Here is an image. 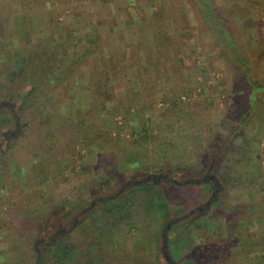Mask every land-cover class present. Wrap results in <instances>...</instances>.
I'll return each instance as SVG.
<instances>
[{"label":"rangeland","instance_id":"1","mask_svg":"<svg viewBox=\"0 0 264 264\" xmlns=\"http://www.w3.org/2000/svg\"><path fill=\"white\" fill-rule=\"evenodd\" d=\"M214 2L231 14L247 62L253 68L264 69V26H256L258 18L264 21V0ZM179 7H183L181 14ZM20 8L29 17V23L16 15ZM136 22L140 23L139 31L130 28ZM154 26H157L154 31L157 38L153 42ZM125 36L145 46V49L136 46L131 52L120 41L128 59L130 56L147 59L151 52L155 57L154 44L160 42L164 57L173 60L167 61L163 70L156 62L143 64L142 71L146 74L139 86L149 100L137 99V103L145 106L137 114L139 135L133 133L136 131L129 122V114L121 118L113 109L127 104L125 90L130 85L127 82L135 80L133 68L111 70L120 59L118 39ZM212 40V33L195 16L187 0H0V103L26 90L32 78L29 74L38 75L49 66L57 68L53 85H45L39 91L41 100H35L33 105L21 99L9 102L16 105L14 111L18 117L25 111L29 126L22 130V138L21 129L18 130L21 122L16 128L12 110L0 111V141L8 142L0 156V264H34L32 248L26 243L31 235L40 236L37 239L40 240L46 229L51 236L58 230H67L73 218L92 200L116 192L136 177L137 170L156 171L163 165V173L171 177L176 173L177 177L173 178L178 180L202 176L186 170L196 160L193 147L201 152L217 133L224 138L228 135L230 141L236 131L231 135L226 133L224 119L233 112L235 117H241L246 104L241 77L244 66L235 56L222 52L219 44H212ZM180 70L186 72L188 89L182 99L186 97L191 110L200 111L203 118L207 116L204 124L210 126H199L194 141L195 134L186 128V121H178L170 114L156 115L163 114L164 101L169 99L163 91H156L155 85L150 87L147 80L148 75H156L163 88ZM106 71L114 84L113 94L110 102L105 103L107 111L99 113L105 99ZM52 115L63 123L59 132L51 125ZM147 117L150 119L146 121ZM71 121L78 124L71 126ZM240 126L245 137L236 140L232 159L227 156L223 165L224 172L230 170L234 179L221 185V193L213 199L220 201L216 204L212 201L206 208L208 211L194 213L186 222H179L166 232L167 252L175 256L176 264L191 261V253H186L187 249L192 250L190 242L202 245V250L212 248L213 243L218 245L215 251L223 249L220 246L224 245L223 231L211 230L223 208L233 210L230 225L237 222L242 226L240 234H235V244L227 247L228 252L220 257L231 255V264H264V114L262 117L259 113L251 114ZM15 131L16 136L12 137ZM133 139L139 140L137 145L132 144ZM244 140L247 147H243ZM165 142H171L172 146ZM55 143H58V155L44 159ZM177 166L183 169L177 170ZM201 184L208 194H203L201 185L195 193L191 190L186 194L167 183L165 199L179 200L186 206L188 198L190 204H195L198 197L201 200L195 206H202L209 199L213 185ZM129 201V211L125 210L117 220L106 222L101 231L104 218L99 215L80 225L76 222L70 237L57 248L67 246L73 250L72 259L90 256L86 252L89 249L94 255V260L86 261L89 264L161 263V235L165 227L158 219L161 216L156 211L151 213L144 203L141 207V198L135 194L129 195ZM189 212V209L185 213L178 211L175 218ZM87 234L93 237L87 239ZM129 249L130 257L126 255ZM59 250L56 254L60 260Z\"/></svg>","mask_w":264,"mask_h":264},{"label":"trees","instance_id":"2","mask_svg":"<svg viewBox=\"0 0 264 264\" xmlns=\"http://www.w3.org/2000/svg\"><path fill=\"white\" fill-rule=\"evenodd\" d=\"M187 1L189 4V7L191 8L195 16H197V18L206 27V29L212 33V38H213L212 44H214L215 46L219 44V48L222 50V52L228 53L229 57L235 56L234 59H236L237 62H241V66L242 65L244 66V69H243L244 72L241 77L244 79V88L246 90L245 91L246 96L244 97L245 99L244 102H246V104L244 103L245 110L242 111L243 114H241V117H235L236 116L235 112L230 113L229 116L226 115V118L224 119V125H223V128L227 130L226 133L228 132L229 135H231L232 133H234V131H236L235 132L236 134L234 135V137L232 135L230 141L227 138L229 137L228 135L225 138L223 135L219 133L213 135L212 138L207 141L205 147L203 148V150H201V152H199L193 144L194 146L193 151H195L196 153V160L193 166H191V168L190 167L186 168L187 171H190L194 174H200V175L205 174L207 170V164L209 162L210 155L219 151L222 148V146L225 145L222 149L221 155L217 156L216 161H215V166L212 170V174L217 177L218 194H220L221 193L220 189L222 188L221 185L222 184L226 185V183L230 184V182L234 179V177L232 176V172H230V170L229 172L228 171L226 173L224 172L223 165H224V162L228 160L227 156L229 155L231 156L233 152H235L236 146H234V144L236 143V140L239 138L245 137L243 126H240V125L245 124V122L251 117V114L255 115L259 113L260 117H262L264 114V69L253 68L251 63L247 62L248 59H246L245 57L243 45L241 44L240 39L238 38L240 36H237V34L235 33V28H233V25H232V23L234 22L232 19H230V17L232 16L231 14L229 16L228 14L229 12H226L227 10L226 8L223 9L221 8V6L220 7L217 6L214 0H187ZM182 8L183 7H179L178 13L180 14L182 13ZM16 15L21 16V18H23L25 21H28V20L30 21L29 17H27L24 14V10L21 8L16 10ZM139 24L140 23L138 22L133 23L130 25V28L132 27L134 30H138L137 26ZM256 26H259V27L264 26V21L258 18L256 20ZM156 28L157 26H154V28L152 29L153 36H154V37L152 36L153 42L156 41V38H157L155 35L156 32H154V31H157ZM87 36L93 37L92 34H87ZM120 41H124L128 49H130L129 51L131 52H132V49H136L135 48L136 46H138L139 49L141 48L145 49V46H142L139 40H133L130 37L128 38L126 37L121 40L118 39V47L121 49V53L119 52L120 59H118L117 64L111 67L112 71L120 70L121 68L125 69L128 67L134 69L133 71L135 74V80L133 82L132 81L127 82L130 85H127L126 90H125L126 96H127L126 97L127 104L118 105L116 108H113V109L115 110V115H120L121 118H123L124 116L126 117V115L129 114V117H130L129 122H131L133 128H135L134 131H136L133 133L139 135V131L136 130V127H137L136 121H139V119H137L139 117L138 115H140L139 112L142 109H144L145 106L142 105V103H137V99L141 98L146 101L149 100V97L146 91L140 88L139 86L141 85V80L145 79L143 75L146 74L144 73V71H142L143 64L150 63V62H156L157 65L161 66L160 70H163V66L166 67L167 61L173 62V60L172 58L164 57V55L162 54L163 45L159 44L160 42L154 44V51L156 55L155 57L151 55L152 53L151 52L148 54L147 59L142 60V58L140 57L137 58V56L136 58H134L133 56H130L131 59H128L127 56L125 55L124 50L122 49ZM123 58H125V61H123ZM78 59L79 58H77V60ZM169 67H171L170 64H169ZM56 71H57V68H53L49 66L48 69L46 68L43 69L42 72L39 73L38 75H37V72H33L32 74L28 73L29 75L32 76L29 82L30 84L28 88L26 90H23L19 94H17V96H13V95L8 96V102L6 101L1 102L2 106L0 107V111L3 108H10L14 114L15 119L18 120V123L21 122L20 123L21 126L20 128H18V130L21 129V132L19 135L20 138H22V135H23L22 130L26 129L29 126V124L25 119V116H24L25 111H22L23 108L21 109L22 111L20 113L21 116L18 117L17 113L14 111L16 105L13 104V106H11L12 104L9 102H13V100H16V99H21V100H24V102L31 101V105H33V102L35 100L37 99L41 100L42 94H40L39 91L47 86L53 85L52 77L54 73H56ZM185 73L186 72L182 70L178 71L170 80H168L167 84H165L163 88L160 87V84L158 83L159 78L156 75H148L147 80H148L150 87H152V85H155L157 88L156 91H163L162 93L165 94L164 96L167 99H169V102H166L164 101V99L156 98V99H159L160 101H164L165 103L163 114L161 112H157L156 115L170 114L174 117V119L178 121L180 120L186 121V124H187L186 128H188L190 131H192L193 134H195V135H192V139L194 141V138H197L196 133H198L197 129L200 128L199 126L205 125V127H209V128L210 126L207 124H204V121L207 116L203 118V116H200V113H201L200 111L191 110L190 105L188 101L186 100V97L182 99V96L183 95L186 96V92L188 90L186 87L187 81H186ZM107 74H109V71L105 72V75H106V79L104 83L105 89H103L105 99L101 103L100 109H98L99 113L100 112L103 113L107 111V106H105V103L110 102L111 95L113 94L112 90H113L114 84H113L111 76ZM127 83H125V85ZM149 95H152V94L149 93ZM150 107L152 106H149V108ZM113 109L111 108L110 110H113ZM53 117L54 119L51 120V123H52L51 125H53V127H56L57 128L56 131L59 132L63 126V123H61L60 120L58 121L55 116ZM141 119L145 121L144 117H141ZM148 119L150 118L147 117L146 121ZM234 119L238 120L239 124ZM75 124H78V123L76 121L70 122L71 126ZM235 124L237 126L234 127ZM142 126L140 125L141 132L145 133L146 130ZM51 131L52 129L50 126V133ZM117 131L118 130H116V132ZM237 132L239 133V135H237ZM57 136L58 134L54 137L57 138ZM138 141L133 139L132 144L137 145ZM165 143L168 147L172 146L171 142H165ZM247 144H248L247 141L244 140L243 147H247ZM238 149L240 148H237V150ZM3 151L0 152V156L3 155ZM58 152H59L58 143L57 144L55 143L52 146V150L48 154H45L44 159L49 158V157L55 158L58 155ZM240 152H241V155H244L242 154L243 150H240ZM231 159H232V156H231ZM237 161L239 162L240 159L235 160V162ZM172 163L174 166L175 164L174 161ZM162 166L163 165H159L158 167L159 169L156 171H149L145 169L137 170L139 172H137V175H135L136 176L135 178L130 176V178H133V180H136L135 186H130L128 189L124 190L123 192H121V194L117 196H115L116 192L113 191L109 195L111 197L110 200H106V198L109 197L106 195L101 196L97 199L101 201H95L96 199L92 200L93 202L92 207L90 208V204H88L86 208H83V210L79 212L73 218V221H72L73 224L76 223L77 221L79 222L78 224L80 225L82 224V222L87 221L92 216L99 215L104 218L103 223L101 221L100 227H99V230L101 231L103 227L105 226L106 222H110L113 219L117 220L119 216H121V213L125 214V210H128L127 207H130L129 195L131 194H135L136 196L141 198V201H140L141 207L144 203L145 208L150 209L151 213L153 211H156L159 213V216L161 217L160 218L157 217V218L160 219L159 221H162V226H166L168 223H170L176 217V215L178 214L177 213L178 211L185 213L187 209L191 211L192 208H197L198 206H195V204H198L199 201L201 200V198H198V197H196L195 204L194 203L190 204L189 203L190 199L188 198L189 200L188 199L186 200V206L185 204L183 205L181 202H179V200H172L171 202H168L164 196V192L166 191V188L168 187L166 186L165 188V184L167 183H165L163 180L161 181L155 180V181H147V182H145L144 180L139 181V179L144 178L145 176L149 174H164L163 173L164 171H162L164 167ZM153 167L154 166H152V169H154ZM181 169L183 168L178 167L177 170H181ZM222 171L224 173H222ZM218 172H220L221 174L220 175L217 174ZM238 173L239 172L237 171L236 174ZM175 176H176V173H174L172 177H175ZM120 179L122 180V178ZM122 181L116 182V184L122 183ZM204 183L207 185L209 182L206 181ZM42 185H44V182H42ZM168 185L174 188H178L179 190H183L184 192H186V194L188 193V191H191V190H194V193H195L197 187L201 185L203 187L202 188L203 194L206 192L208 194V191L206 190L204 184L190 183L187 185H176V184L168 183ZM92 197H95V194ZM219 201L220 199L217 198L213 200V203L216 204ZM205 211H208V210H205ZM222 212L220 214L218 213V218L216 219V221H214V227L211 230L212 232L214 231L217 232V230L218 231L221 230V232L223 231L224 234H223V237H221V240L224 242V245H220L222 246L223 249H220L219 251H215L216 249L215 247H218V245H215V243H213L211 245L213 249L204 248L202 250L201 249L203 247L202 245L195 246V245H192V243L190 242L189 247H192V250L191 251L189 249L186 250V253L188 254L191 253L189 256V260L191 259V261H189V263H192V264H231L232 260L229 259L231 255L229 256L224 255L223 257H220V256L222 253L225 252L226 254V252H228V250H226L227 247H230L231 245L235 244L234 240L237 239V236H235V234L236 233L240 234V230H241L240 227L242 226V224L239 223L238 225L236 222L233 224L231 223L230 225L231 217L234 214L231 208L230 209L223 208ZM182 223H180L179 225H181ZM173 227L171 228L173 229ZM45 231H46V234L43 233V236L41 237L40 240H37L39 239L40 236L34 237V235H31L30 240L26 241L27 246H31L32 248L34 264H37V259L39 257L37 252L35 251L36 248H38L40 252L41 264H89V262L86 263L87 260L89 259L94 260L93 259L94 255H92L93 251L89 249H87L86 252L89 253L90 256L85 255L83 257H76L72 259L73 256L71 254L74 252L73 250H69L67 246L61 250L57 248L59 246V243H61L62 241L64 242L65 238L70 237L73 229H69V227H67V230L66 229L62 231L58 230L54 236H51L50 234L51 232L48 231L47 229L44 230V232ZM85 236L87 239H90L91 237H93V235L91 234H87ZM167 241L169 242L168 236L166 238V242H164V240L162 239L161 247L163 246L164 243H167ZM57 250H59V254L61 255L60 260L58 259V256L56 254V252H58ZM192 253L194 254L192 255ZM213 253H215L216 256L212 255ZM164 254L165 253L163 251L160 252V261L162 262L161 263L158 262V264H163V261L165 262ZM166 254L168 255V264H176L175 262L177 260L175 261V259H173L175 256L172 255L170 251H168ZM126 255L129 257L131 256L130 249L126 252ZM222 258L223 260L221 261L220 259ZM186 263L189 264L188 261H186ZM165 264L167 263L165 262Z\"/></svg>","mask_w":264,"mask_h":264},{"label":"water","instance_id":"3","mask_svg":"<svg viewBox=\"0 0 264 264\" xmlns=\"http://www.w3.org/2000/svg\"><path fill=\"white\" fill-rule=\"evenodd\" d=\"M2 106V104L0 103V107ZM17 124H18V120L16 119V128H17ZM15 128V130H16ZM12 137L16 136V131L13 132ZM2 144V143H1ZM222 149H220L219 151L215 152L214 154L210 155L209 158V162L207 164V170L205 172V174H203L200 177H196V178H189V179H183V180H178L175 179L171 176H168L167 174H149L147 176H145L144 178L139 179V181H161L163 180L165 183H172V184H176V185H187L189 183L192 184H201L204 183L206 181L211 182L213 184V190L211 192V195L209 197V199L207 200L206 203H204L202 206H199L197 208H194L191 210V212L187 213V214H183L177 218H174L170 223H168L164 228H163V232L161 235V238L164 240V242H166V232L175 224H178L179 222H182L184 220H186L187 218H189L191 215H193L194 213H201L203 211L206 210V208L208 207V205L213 201L214 198H216L217 194H218V188H217V177L214 176L212 174V170L214 168L215 165V161L217 156L221 155ZM136 185V180H132V181H126L124 184L121 185V187L116 191L115 196L121 194V192H123L124 190L128 189L130 186H135ZM111 197H107L106 200H110ZM95 201H101V200H95ZM93 202L91 201L90 203V208L92 207ZM77 222V221H76ZM75 224V223H74ZM70 226L69 229H72L73 225ZM38 254V259H37V264H41V257H40V252L38 250V248H36L35 250ZM162 251L166 254L167 253V246L166 243L163 244L162 246ZM166 259L168 260V256L166 255Z\"/></svg>","mask_w":264,"mask_h":264},{"label":"flooded vegetation","instance_id":"4","mask_svg":"<svg viewBox=\"0 0 264 264\" xmlns=\"http://www.w3.org/2000/svg\"><path fill=\"white\" fill-rule=\"evenodd\" d=\"M8 144V142L6 143V142H4L3 144H1V141H0V152H2L4 149H6L7 148V145ZM4 152V151H3ZM46 233V231L44 232V234ZM161 251H162V247H161ZM166 255L167 254H164V257H165V262L168 264V260L166 259ZM168 256V255H167Z\"/></svg>","mask_w":264,"mask_h":264}]
</instances>
